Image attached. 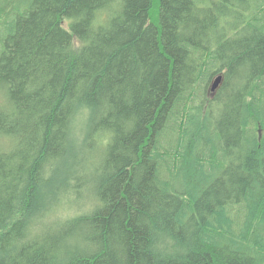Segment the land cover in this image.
Returning <instances> with one entry per match:
<instances>
[{"label":"trees","instance_id":"obj_1","mask_svg":"<svg viewBox=\"0 0 264 264\" xmlns=\"http://www.w3.org/2000/svg\"><path fill=\"white\" fill-rule=\"evenodd\" d=\"M0 264H264V0H0Z\"/></svg>","mask_w":264,"mask_h":264},{"label":"rangeland","instance_id":"obj_2","mask_svg":"<svg viewBox=\"0 0 264 264\" xmlns=\"http://www.w3.org/2000/svg\"><path fill=\"white\" fill-rule=\"evenodd\" d=\"M24 1V0H23ZM222 110V108H221ZM221 110H215L216 115H219ZM81 116H79L76 121L73 123V129H72V135L76 136V139H78V134L81 135V130L79 129V126L82 124V121L80 120ZM80 120V121H78ZM77 209L73 207L71 203H69L67 206L56 208L53 213L50 214L52 218L56 219H64L69 218L77 213Z\"/></svg>","mask_w":264,"mask_h":264},{"label":"water","instance_id":"obj_3","mask_svg":"<svg viewBox=\"0 0 264 264\" xmlns=\"http://www.w3.org/2000/svg\"><path fill=\"white\" fill-rule=\"evenodd\" d=\"M221 80H222V75L221 74L216 75L211 82L210 90L215 91V89L219 86Z\"/></svg>","mask_w":264,"mask_h":264},{"label":"clouds","instance_id":"obj_4","mask_svg":"<svg viewBox=\"0 0 264 264\" xmlns=\"http://www.w3.org/2000/svg\"><path fill=\"white\" fill-rule=\"evenodd\" d=\"M85 108H86V106H84V105H81V106H80V108H78V110H77V111L79 112V111H81V110H84Z\"/></svg>","mask_w":264,"mask_h":264},{"label":"bare ground","instance_id":"obj_5","mask_svg":"<svg viewBox=\"0 0 264 264\" xmlns=\"http://www.w3.org/2000/svg\"><path fill=\"white\" fill-rule=\"evenodd\" d=\"M218 75V74H217Z\"/></svg>","mask_w":264,"mask_h":264}]
</instances>
